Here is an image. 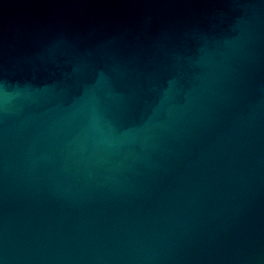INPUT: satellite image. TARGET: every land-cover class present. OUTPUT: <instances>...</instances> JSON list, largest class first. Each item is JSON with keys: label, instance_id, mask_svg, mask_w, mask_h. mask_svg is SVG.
<instances>
[{"label": "water", "instance_id": "1", "mask_svg": "<svg viewBox=\"0 0 264 264\" xmlns=\"http://www.w3.org/2000/svg\"><path fill=\"white\" fill-rule=\"evenodd\" d=\"M0 264H264V0H0Z\"/></svg>", "mask_w": 264, "mask_h": 264}]
</instances>
